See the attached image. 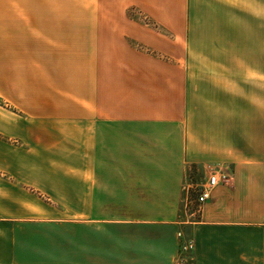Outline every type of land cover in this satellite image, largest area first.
<instances>
[{
	"label": "crops",
	"instance_id": "0c3cea01",
	"mask_svg": "<svg viewBox=\"0 0 264 264\" xmlns=\"http://www.w3.org/2000/svg\"><path fill=\"white\" fill-rule=\"evenodd\" d=\"M178 230L264 264V0H0V264H176Z\"/></svg>",
	"mask_w": 264,
	"mask_h": 264
},
{
	"label": "built area",
	"instance_id": "2783aa9c",
	"mask_svg": "<svg viewBox=\"0 0 264 264\" xmlns=\"http://www.w3.org/2000/svg\"><path fill=\"white\" fill-rule=\"evenodd\" d=\"M228 180L229 175L226 168L219 165H207L204 173L198 177L190 174L188 181L182 187L183 214L195 216L210 197L212 190L218 184L227 183ZM189 205L194 206L192 211ZM176 236L180 240L175 258L176 264H187L193 261L195 241L192 234L178 230Z\"/></svg>",
	"mask_w": 264,
	"mask_h": 264
},
{
	"label": "rangeland",
	"instance_id": "374dc122",
	"mask_svg": "<svg viewBox=\"0 0 264 264\" xmlns=\"http://www.w3.org/2000/svg\"><path fill=\"white\" fill-rule=\"evenodd\" d=\"M136 14V13H135ZM142 19V18H141ZM146 22V21H145ZM249 94V93H248ZM190 206V209L191 211L193 210L194 206L192 205H189ZM189 213V212H188ZM198 214V213H197ZM197 214H195V217H191V218H196L197 217ZM56 230V229H55ZM61 234H62V229L60 230Z\"/></svg>",
	"mask_w": 264,
	"mask_h": 264
}]
</instances>
